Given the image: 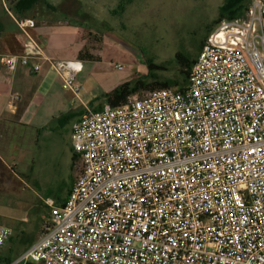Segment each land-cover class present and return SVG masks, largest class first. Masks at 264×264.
<instances>
[{"label": "built area", "instance_id": "1", "mask_svg": "<svg viewBox=\"0 0 264 264\" xmlns=\"http://www.w3.org/2000/svg\"><path fill=\"white\" fill-rule=\"evenodd\" d=\"M14 19L25 51L3 63L35 60L80 98L84 62ZM71 140L80 172L16 264H264V0L216 24L185 85L88 110ZM10 234L0 224V255Z\"/></svg>", "mask_w": 264, "mask_h": 264}, {"label": "crops", "instance_id": "2", "mask_svg": "<svg viewBox=\"0 0 264 264\" xmlns=\"http://www.w3.org/2000/svg\"><path fill=\"white\" fill-rule=\"evenodd\" d=\"M44 1L58 8L54 1ZM77 2L75 9L70 7L63 9V12L58 8V13H63L59 19L51 18L54 13L47 8L44 9L46 15L29 14V17L35 16L37 21L36 26L30 29L31 34L53 58L79 59V53L87 47L90 34L94 32L93 27L82 21V3L81 0ZM2 5L8 10L11 19L4 13L1 16V20L7 17L8 23L0 32V187L5 193L15 194L19 198L30 199L23 194L26 189L39 198L36 193L45 184V180L41 178V172H35L36 167L41 165L43 153L44 156L47 153L50 155L47 165L50 171L54 172L60 167L55 150L60 143L64 145L61 159L67 165L72 161L75 168L70 182L61 191L47 189L49 193L44 196L43 202L49 215L44 213L42 201L37 202L38 205L33 203L30 207L37 213L35 235L30 241L21 242L23 227L21 233L15 234L9 226L11 234L2 248L0 261L1 264H12L38 239L44 224L50 218L46 200L51 198L56 204H63L77 177L81 156L72 145L73 125L88 110H100L107 105L104 94L124 81L109 82L110 78L100 66L103 63L102 51L96 52L92 47L89 48V53L97 59L82 60L84 67L78 76L83 85L80 98L61 87L53 70L45 67L42 71H34L32 65L35 60H30L28 64L19 62L16 69L10 70L3 63L4 57L24 54L25 44L24 36L15 22V16L7 8L6 0H1L0 7ZM87 82L92 84L91 88L85 86Z\"/></svg>", "mask_w": 264, "mask_h": 264}, {"label": "rangeland", "instance_id": "3", "mask_svg": "<svg viewBox=\"0 0 264 264\" xmlns=\"http://www.w3.org/2000/svg\"><path fill=\"white\" fill-rule=\"evenodd\" d=\"M52 1L57 3L59 10L70 7L75 9L78 4L77 0ZM224 2L225 0H81L80 11L84 15L82 21L94 28L87 46L96 52L102 51L103 63L100 66L110 78L109 82L142 80L145 83H166L168 87H176L186 84L183 61L191 63L195 60L209 31L216 26L215 22L221 15ZM45 8L46 2L41 0L30 16L44 15ZM62 15L59 12L49 16L59 19ZM115 62L123 64V69H116L113 66ZM149 64L156 67L151 69ZM85 86L91 88L92 84L87 82ZM149 91L151 90H143L131 97H142ZM63 146L60 143L55 148L60 167L54 172L47 166L50 159L48 148L46 156L44 153L41 155V165L36 167L35 172H41L45 184L36 193L39 198L34 197L27 189L23 194L30 199L19 198L15 194L5 193L0 187V224L10 226L15 234L21 233L23 227L22 243L30 241L35 235L37 213L30 207L33 203L42 201L44 209H41L49 215L43 202L44 196L49 193L47 189L61 191L74 173L72 161L67 165L61 159ZM80 167L79 162L78 174Z\"/></svg>", "mask_w": 264, "mask_h": 264}, {"label": "trees", "instance_id": "4", "mask_svg": "<svg viewBox=\"0 0 264 264\" xmlns=\"http://www.w3.org/2000/svg\"><path fill=\"white\" fill-rule=\"evenodd\" d=\"M6 2H7V8L10 9L11 13L16 18L25 19V18H28L32 10L41 3V0H6ZM250 2L251 0H225L221 8V15L216 20L215 23L220 22L223 18L233 19V18L244 16ZM0 5H1V0H0ZM46 5H47V9H49L50 12L54 14L58 13V8H55L54 6L47 4V2H46ZM3 13L6 14L9 17V19H11L8 13V10L2 5V7H0V32L5 29V26L8 23L7 17L5 20H1V16H3ZM34 17L35 16L31 18H34ZM202 46H203V43L200 46V50ZM179 57L181 58L180 55ZM85 58L93 59V60L97 59L96 56L89 53L88 46L85 47L79 53V59L83 60ZM194 61L195 60H192L191 63H187L183 61V64H184L183 71L185 73L184 81L186 83L188 82V79L190 77ZM149 67L152 69L156 66L154 64H149ZM168 86L169 85L166 83H145L142 80H136L134 82L125 81L119 84L118 86H116L114 89L110 90L109 92H106L104 94V97L106 99L107 105L119 106V105L124 104L129 99V97H131L132 95L138 94L139 92L143 90H153V89H156L157 87H168Z\"/></svg>", "mask_w": 264, "mask_h": 264}]
</instances>
